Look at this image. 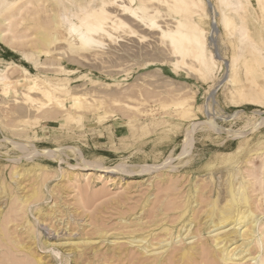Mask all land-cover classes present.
Wrapping results in <instances>:
<instances>
[{
  "label": "rangeland",
  "instance_id": "rangeland-1",
  "mask_svg": "<svg viewBox=\"0 0 264 264\" xmlns=\"http://www.w3.org/2000/svg\"><path fill=\"white\" fill-rule=\"evenodd\" d=\"M122 3L127 1H117ZM252 3L245 10V22L260 53L251 56L247 48L248 62L235 64V82L226 79L225 64L240 55L239 43L219 24L221 32L213 38L209 17L202 24L208 51L225 59L212 79L198 73L192 58L181 61L173 54L161 30L173 29L176 15L157 2L149 4L160 11L158 27L153 28L130 19L120 8L106 6L111 17L125 25L109 30V36L93 34L96 42L86 47H79L62 19L78 24L71 14L82 5L100 2L17 0L2 11L0 29L1 21L12 15L10 36L19 40L16 50L0 41V78L6 76L19 92L13 96L10 89L5 94L0 83V264H35L38 259L41 264H155L128 240L146 231L158 233L163 224L179 231V221L174 222L178 211L173 208L182 204L193 183L204 190L197 196L200 205L191 225L195 237L190 242L198 244L197 254L189 262L164 256L160 264L211 262L205 250L211 246L202 219L205 202L223 192L228 169L239 170L246 181L264 176V123L254 127L264 113V12ZM38 32L49 38L46 53L32 46ZM23 53L32 54V60L24 59ZM252 77L258 86L251 83ZM32 78L65 84L81 96L82 106L71 107L63 94L53 101L37 96L36 103H24L22 94ZM90 163L107 169L85 167ZM30 167L42 170L21 178L11 175L14 168ZM34 190L39 197L22 208L19 198ZM263 191L264 183L250 195L252 211L260 219V242L253 243V251L264 258ZM198 228L200 234L195 232ZM178 243L172 248L189 241ZM201 244L206 246L203 252Z\"/></svg>",
  "mask_w": 264,
  "mask_h": 264
},
{
  "label": "bare ground",
  "instance_id": "bare-ground-1",
  "mask_svg": "<svg viewBox=\"0 0 264 264\" xmlns=\"http://www.w3.org/2000/svg\"><path fill=\"white\" fill-rule=\"evenodd\" d=\"M16 1L17 0H0V14L3 10L9 9V7L15 4ZM92 1L100 2V5H82L77 14H71V16L77 17L78 24L72 23L66 16L62 19L61 25L66 26L68 34L76 37L79 47L90 46L92 43L96 42L93 38V34L95 33H103L109 36V30L122 28L125 25L122 20L113 19L110 13H108V11L106 10V6H114L120 8L124 15H127L134 21L143 23L148 28L158 27L156 19L160 17V11L156 7L154 8L152 6H149L150 3L157 2L158 5L164 6L168 11H173L176 15L174 17L175 27L173 29H167L166 31L161 30V37L163 39H167L170 42L173 54H175L181 61H184L187 58H192L198 65V73L203 77L209 76L212 79L215 73V69L217 68V64H223L225 62V59L215 57L210 51H208V39L206 36V32L202 27L204 20L208 17L210 18L209 32L213 38L218 36L221 32L218 28L219 24L222 28V31L226 32L228 35L234 36L236 38V41H238L239 43L238 50L240 52V55H238L236 58L233 56L227 64L224 63L227 67L226 70L228 73L226 79L229 78V81L235 82L234 78H236L237 75V70L234 68L235 64L237 60L242 63L244 62L243 64H245V62H248V59L246 58L247 56H245L247 48H250L248 50L251 56L260 53V49L257 48V41L252 40L249 36L250 29L245 22L246 18L248 19V16H246L245 14V10H248L250 6H253V1L259 7V10L261 12H264V0H216L214 4L210 3L209 1L203 0H126L127 4H117V1L119 0ZM12 17L13 16L10 15L9 18L6 17L8 19H4L1 21V23H4L6 27L4 29V24L1 25L3 29H0V41L8 44L10 47L16 50V47L14 46L15 42H17L19 38L10 36L12 32L10 28L12 23H10L9 20ZM216 19H218V22L216 21ZM51 22L54 27L58 26L55 15L51 16ZM49 45V38L44 32H38L36 34L34 42L32 43V46L35 47L39 53H46ZM23 58L27 61L32 60V54L23 53ZM34 64L37 65L36 62H34ZM21 70L23 74H28V71L25 68H21ZM254 78L255 77H252L250 81L251 83L257 85ZM23 79L24 78H22L21 81H23ZM0 81V83H2L3 91L5 94L10 93L7 92L10 89H14V92H11L13 96L18 94L19 91H16L15 85L13 83H10L6 76L1 77ZM30 82L31 83L26 88L27 92H22L23 94L20 92L23 95L24 103H36L39 100L38 97L44 98L48 101H53L57 98L56 94H63L64 96L69 97L71 107L76 108L78 106H82L81 96L77 95L78 93L76 94L74 92H70L66 85L63 83H56L55 85L46 84L45 82L40 81L38 78H32L30 79ZM249 101H251V103H259V101L256 99H250ZM57 104L59 105L60 102L57 101ZM40 105L42 106L43 103ZM263 123L264 113H260L258 122L254 126L255 129H257ZM187 144H189V142H187ZM18 147H20V145ZM41 152L46 154L48 153L46 151ZM256 154L257 153H255V155ZM30 157L31 156H29L28 158ZM262 163L264 165V160ZM262 163L260 165H262ZM90 165L93 167H100L103 170L107 169L100 165H95L94 163H90L89 165L87 164L85 165V167ZM41 170V168L35 167H30L29 169L14 168L11 172V175L13 178H21L24 175L39 174L36 173V171L40 172ZM250 176H252L251 172ZM224 177L225 180L223 184V192L221 193L218 191L215 193V196H210L205 202V205L203 207L204 210L202 209L204 214L202 218L203 225L206 226L207 234L210 235L211 246L207 248L204 244H201L200 251L203 252L206 247L205 250L208 251L206 253L209 254V258L211 260V262L209 261L208 264H234L241 261H252L255 264H264V258L261 257L259 253L257 254V252L255 253L253 251V243L260 242L256 236V227L260 219L252 211L251 207L253 205V199L250 195L252 191L261 189V186L264 183V176L260 178L253 177V181L251 179L252 182L246 181L247 179L245 180V177L239 172V170L231 168L227 170ZM175 178L176 177H174V179ZM209 180L211 184H214V178L212 175L209 176ZM192 185L193 186L186 192L182 204L180 205L177 203V206L173 208V210L178 211V215L174 222L179 221V231L176 230L177 232L175 233L174 227H169L166 224H163L160 226V230L158 233H155L153 230L146 231L138 236H132L128 240L130 244H136V246L139 247L138 249H140V251L144 255H146L148 259L153 260L155 264H160L164 256H168V258L171 257L172 259H176L177 257V259L180 261L189 262L192 258H194L195 254H197L196 246H198V244H194V241L190 242V240L195 237L192 234L191 225L194 221L193 217L195 215V210L197 209L198 204L200 205V201L198 202L200 198L197 199V196L203 195L201 193L203 189L197 184L193 183ZM1 188L3 189L4 187L2 186ZM255 194L257 195V193ZM39 195L40 193L34 190L27 197L23 196V199L19 198L20 204H23L22 208L29 204L31 200L37 199ZM182 195L180 197H182ZM260 198L261 197L259 196L258 199ZM262 199L263 198H261V200ZM203 201L201 200V202ZM163 204L166 203L163 202L162 205ZM256 207L258 206L255 205V208ZM257 210L259 211L260 208H258ZM154 225L157 226V223H154ZM195 232L200 234V228L195 230ZM98 234L101 239L105 237L102 232H99ZM262 236L264 235L262 234ZM87 241H83L81 243H88ZM186 241H189L187 246L179 247V249L172 248L173 244L176 245V243L178 242L182 243ZM76 244L79 243L76 242ZM25 246H27V244ZM171 249L173 253L169 255ZM6 254L7 253L5 252V255ZM204 259H206L207 261L206 257H204ZM203 262L205 261L203 260L201 264ZM35 264H41L39 262V259L35 260ZM205 264H207V262Z\"/></svg>",
  "mask_w": 264,
  "mask_h": 264
}]
</instances>
